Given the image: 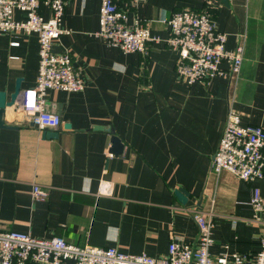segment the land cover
Here are the masks:
<instances>
[{
    "label": "crops",
    "instance_id": "1",
    "mask_svg": "<svg viewBox=\"0 0 264 264\" xmlns=\"http://www.w3.org/2000/svg\"><path fill=\"white\" fill-rule=\"evenodd\" d=\"M128 24L139 20L158 38L146 55L124 53L96 37L100 0L66 2L55 52L70 54L84 87L49 90L46 110L57 129L39 130L20 109L6 110L0 128V223L37 238L62 237L75 246L116 247L157 257L171 238L190 243L196 227L187 210L210 216L213 258L260 250L262 226L252 221L254 188L229 172L210 171L228 108L242 125L264 127V0H113ZM208 9L225 47H243L238 79L216 75L186 84L175 73L176 51L163 20L172 12ZM37 12L49 17L40 5ZM14 19L25 13L14 11ZM221 69L230 65L223 62ZM38 71L35 34L0 33V90L34 86ZM113 130L122 154L110 152ZM56 134L55 138L47 134ZM108 194L98 192L102 183ZM36 186L43 199L32 196ZM188 194L181 204L174 191ZM62 264H74L65 261Z\"/></svg>",
    "mask_w": 264,
    "mask_h": 264
},
{
    "label": "built area",
    "instance_id": "2",
    "mask_svg": "<svg viewBox=\"0 0 264 264\" xmlns=\"http://www.w3.org/2000/svg\"><path fill=\"white\" fill-rule=\"evenodd\" d=\"M70 0H0V33L35 34L38 44V71L32 88L20 93V109L39 130L57 129L58 114L46 110L45 98L49 90L67 93L80 92L83 87L78 71L67 52H55V41L66 31L61 27L65 4ZM40 5L49 11V17L37 12ZM25 13L23 20L14 19V11ZM168 30L166 44L177 53L175 73L186 84L207 83L216 75L238 79L243 61V47L234 50L225 47L226 34L216 28L208 9L172 12L163 20ZM96 37L124 53L146 55L148 45L158 38L150 34L139 20L127 23L126 15L113 0H100ZM227 62L226 72L220 65ZM210 171L216 175L229 172L238 180L253 183L264 181V127L242 125L240 114L228 108L217 148L212 156ZM106 184L98 189L106 195ZM32 196L43 199L46 191L34 186ZM252 221L262 226L260 250L254 256L239 253H221L213 258L210 216L195 207L189 213L196 227L190 243H179L171 238L167 252L157 257L144 253H125L116 247L91 245L75 246L62 237L37 238L29 233L2 227L0 223V264H264V195L254 188L250 199Z\"/></svg>",
    "mask_w": 264,
    "mask_h": 264
},
{
    "label": "water",
    "instance_id": "3",
    "mask_svg": "<svg viewBox=\"0 0 264 264\" xmlns=\"http://www.w3.org/2000/svg\"><path fill=\"white\" fill-rule=\"evenodd\" d=\"M227 1L228 0H222L223 4L225 5H227ZM19 95H20V86L18 81L16 82V85L12 93H10V95H7L6 89L0 90V128H12V129L15 128L12 125H8L5 123L4 115L8 108H11L15 105V102ZM108 131L111 135L110 152H112L114 156H120L122 154L123 144L121 143L119 138L116 137L113 130L109 129ZM47 136L55 138L57 135L54 133V134H47ZM174 194L176 195V197L178 198L181 204L186 203L188 199V194L186 193V191H184L183 189H177L174 191Z\"/></svg>",
    "mask_w": 264,
    "mask_h": 264
}]
</instances>
